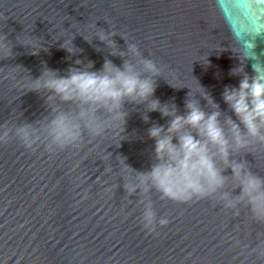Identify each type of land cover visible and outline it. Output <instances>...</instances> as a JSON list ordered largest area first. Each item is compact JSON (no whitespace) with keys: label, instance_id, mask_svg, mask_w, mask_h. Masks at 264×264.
Returning <instances> with one entry per match:
<instances>
[{"label":"water","instance_id":"95a60500","mask_svg":"<svg viewBox=\"0 0 264 264\" xmlns=\"http://www.w3.org/2000/svg\"><path fill=\"white\" fill-rule=\"evenodd\" d=\"M102 32L113 34L115 49ZM0 40V128L29 123L40 136L32 147L14 133L0 141V264H264V219L246 201L232 209L216 197L180 203L155 189L126 190L156 162L148 129L167 127L171 117L126 101L124 128L95 106L100 135L82 126L77 143L49 151L48 119L76 117L85 106L31 91L45 66L66 75L89 62L99 71L111 60L143 71L128 51L135 45L160 68L152 99L183 115L189 99L213 111L212 98L222 122L237 120L223 91L255 76L253 65L264 70V0H0ZM71 40L74 55L62 47ZM238 67L244 72L233 75ZM233 159L264 177V141L254 139ZM224 175L225 190L238 196L232 170ZM146 199L168 225L144 227Z\"/></svg>","mask_w":264,"mask_h":264},{"label":"clouds","instance_id":"9594fccd","mask_svg":"<svg viewBox=\"0 0 264 264\" xmlns=\"http://www.w3.org/2000/svg\"><path fill=\"white\" fill-rule=\"evenodd\" d=\"M98 35L101 41L115 49L111 39L113 34L102 32ZM66 43L69 42L65 41L62 47L74 55L78 49L73 46L72 40L71 47L64 46ZM3 47L4 41L0 40V50ZM128 51L138 59L143 71L131 62H125L121 68L111 60H105L99 71H92L94 64L89 62L83 67H70L66 75L45 66L42 76L34 80L31 91L46 90L52 93L48 100L55 96L64 103L79 101L85 106L76 117L56 112L48 119L49 151L77 143L82 126L94 135H100L104 125L95 119V106L106 110L112 119L122 121L125 128L129 116L125 102L146 104L147 111H159L171 119L167 127L154 124L148 129L149 137L155 141L156 162L148 172L137 171L140 176L129 184L127 191L136 194L138 190L147 193L155 189L162 198L180 203L216 197L224 207L232 209L246 201L252 215L264 219V177L253 173L247 161L233 159L234 152L249 148L254 139L264 141V70H257V65H253L257 73L255 76L244 75L238 87H225L224 102L237 120L228 117L222 122L223 113L212 98L213 111L207 112L189 99L183 115L179 114L174 103L162 105L158 99H152L157 87L155 77L160 76V68L153 60L143 58L135 45L129 46ZM32 54L38 55L39 52L33 51ZM75 64L83 65V61L77 59ZM260 67L264 69V66ZM243 72L241 67L232 70L233 75ZM143 118L145 121L149 119L147 114ZM13 133L28 147L40 140L37 129L24 123L14 129L0 128V141L8 139ZM226 168L232 170V178L238 182L237 187L241 189L238 196L225 190L228 178L224 175ZM141 203L146 229L155 231L157 225L164 227L169 224L167 217L157 218L152 200H142Z\"/></svg>","mask_w":264,"mask_h":264}]
</instances>
